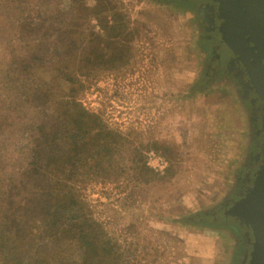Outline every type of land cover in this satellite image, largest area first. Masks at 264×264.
Listing matches in <instances>:
<instances>
[{
  "label": "rangeland",
  "instance_id": "374dc122",
  "mask_svg": "<svg viewBox=\"0 0 264 264\" xmlns=\"http://www.w3.org/2000/svg\"><path fill=\"white\" fill-rule=\"evenodd\" d=\"M74 1L49 0V14L70 8ZM79 3L91 8L97 0ZM114 3L131 20L134 56L127 65L96 70L83 54L64 55L58 46L35 73L41 85L55 94L77 89L83 105L100 114L111 129L137 141L157 140V148L145 151L147 161L150 151L169 161L167 149L176 148L172 159L177 173L167 182L136 181L127 149L125 160L117 164V173L120 166H125L126 172L83 182L81 195L92 217L116 241V250L125 253L121 264H236V232L225 231V237L219 239L206 227L193 225L191 219L183 224L175 218L182 211H213L230 191V184L226 189L223 183L234 176L232 166L233 170L243 169L245 162L251 161L249 149L239 144L244 126L237 116V106L241 107L237 102L244 100L234 102L232 95V90L239 89L231 77H226L218 93L199 95L197 91L193 100L184 98L187 87L204 78L203 70L210 61L206 50L194 41L197 29L186 10H173L172 3L160 0ZM89 20L90 29L102 31L95 15L90 14ZM105 51L109 59L111 54ZM1 105L3 111L12 110L10 121L18 125L31 116L25 107L14 110L3 101ZM249 126L245 127L248 135L253 131V125ZM5 222L0 205V227ZM41 232L42 227L26 249L20 246L22 257L42 251L41 256L47 255L50 264L80 263L84 253L80 243L38 239Z\"/></svg>",
  "mask_w": 264,
  "mask_h": 264
},
{
  "label": "trees",
  "instance_id": "16d2710c",
  "mask_svg": "<svg viewBox=\"0 0 264 264\" xmlns=\"http://www.w3.org/2000/svg\"><path fill=\"white\" fill-rule=\"evenodd\" d=\"M38 2L0 0V205L7 219L0 227V264H50L42 251L24 257L18 253L41 227L38 239L80 243L84 253L79 264H121L125 253L116 250V241L92 217L81 184L124 174L127 168L120 166L117 173V164L127 149L136 181L167 182L177 173L176 148L165 153L167 172H155L145 151L157 148V140L137 141L111 129L83 105L77 89L55 94L35 73L59 47L64 55L83 54L96 70L127 65L134 56L133 32L118 3L97 0L90 8L75 0L53 15L49 0ZM90 14L99 19L102 31L87 26ZM1 101L14 110L25 107L31 116L18 125ZM204 213L193 214L189 222L209 224Z\"/></svg>",
  "mask_w": 264,
  "mask_h": 264
},
{
  "label": "water",
  "instance_id": "95a60500",
  "mask_svg": "<svg viewBox=\"0 0 264 264\" xmlns=\"http://www.w3.org/2000/svg\"><path fill=\"white\" fill-rule=\"evenodd\" d=\"M211 1V8L216 13L218 22L216 24V16H214L215 18L212 19L211 24L212 26L216 24L217 27L218 37L216 41H221L224 46L219 50L222 54L221 60L223 63H231L230 69L240 68L239 76H244L247 88L257 97L256 108L260 112L261 136L253 139L251 135L253 131L248 135L247 129H245L248 124L249 127L253 125L248 106L246 103L237 102L241 105V107L237 106L239 112H237V116L244 126V133L239 144H242L243 149H249L250 152L248 153L253 155L258 150L257 141L260 142V159L249 180V186L242 193L239 192V188L243 184L247 170L252 168L253 161L245 162L246 165L243 169L233 170L234 167L232 166L231 172L236 176V181L232 176L231 179L223 183L226 189L230 184V191L213 211H182L178 214L179 217L175 219L184 224L195 213L212 214L215 212L214 217H212L213 220L221 218L238 220L250 234L251 250L245 264H264V0ZM229 75L230 72H226V74L213 77L214 79L196 80L187 87L184 98H192L193 100V94L197 91L199 95L207 92L208 94L218 93L222 88L224 78ZM232 95L234 102L243 99L240 90H232ZM235 95L237 96L235 97ZM193 225L206 227L210 234H215L216 238L219 239L221 236L225 237L227 233L225 231H232L225 226L209 225L203 222L202 224L193 223Z\"/></svg>",
  "mask_w": 264,
  "mask_h": 264
},
{
  "label": "flooded vegetation",
  "instance_id": "af4514ba",
  "mask_svg": "<svg viewBox=\"0 0 264 264\" xmlns=\"http://www.w3.org/2000/svg\"><path fill=\"white\" fill-rule=\"evenodd\" d=\"M160 1L172 3L170 6L172 7L173 10L175 9L186 10V13H188L189 18L193 23V26L197 29L196 35L198 37L195 36L194 41L196 42V45L206 50L207 57L210 58V61L206 63L205 68L203 70L204 78L212 79L217 75L224 74L223 68L226 69L227 73L230 72L229 76L234 81L236 89L240 90V94L244 100V103H246L250 107L249 112L253 120V133H251L252 138L254 139L256 137L261 136L260 112L256 108L257 97L249 88H247V85L245 84L244 81V76L242 77L239 76L240 68L235 67L230 69L229 67H231V63L229 62L223 63L221 60L222 54L221 51L219 52V50H221L224 46L221 43V41H216L218 37L216 24H218V22H217L216 13L211 8L212 1L211 0H160ZM167 8H169V6ZM167 11L173 15L171 10H167ZM214 16H216V24L212 26L211 23H212V19L215 18ZM213 63H215L217 66H213L212 65ZM260 144L261 143L257 141L256 146H258V150L254 152V154L251 156V161H253V165L252 168H249L247 170L244 176L243 184L241 188H239V192L241 193L245 190L246 187L249 186V180L254 173V169L256 165L259 163V159H260L259 152L261 148ZM203 215L207 223L209 224L213 223L216 225L225 226L237 233L238 246L235 256L236 264H245L246 258L251 250L250 234L248 233V230L244 229V227L236 219L222 218V219L213 220L211 218L214 217L215 212L212 214L204 213Z\"/></svg>",
  "mask_w": 264,
  "mask_h": 264
},
{
  "label": "built area",
  "instance_id": "2783aa9c",
  "mask_svg": "<svg viewBox=\"0 0 264 264\" xmlns=\"http://www.w3.org/2000/svg\"><path fill=\"white\" fill-rule=\"evenodd\" d=\"M147 164L155 172L163 174L169 166V161L159 153L150 151L148 153Z\"/></svg>",
  "mask_w": 264,
  "mask_h": 264
}]
</instances>
